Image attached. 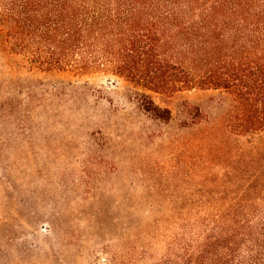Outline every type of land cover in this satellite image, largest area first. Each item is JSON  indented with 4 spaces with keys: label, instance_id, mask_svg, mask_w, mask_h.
Masks as SVG:
<instances>
[{
    "label": "trees",
    "instance_id": "trees-1",
    "mask_svg": "<svg viewBox=\"0 0 264 264\" xmlns=\"http://www.w3.org/2000/svg\"><path fill=\"white\" fill-rule=\"evenodd\" d=\"M0 31L19 74H110L157 95L224 91L236 101L225 116L228 134L264 137V0H0ZM142 108L170 120L152 100ZM261 142L246 154L264 156ZM12 168L1 165L7 226L17 218L14 201L24 209L51 193L9 187ZM229 181L87 188L77 194V264H98L102 255L107 264H264V158ZM3 235L0 264H20L3 246L31 248L12 228Z\"/></svg>",
    "mask_w": 264,
    "mask_h": 264
},
{
    "label": "rangeland",
    "instance_id": "rangeland-1",
    "mask_svg": "<svg viewBox=\"0 0 264 264\" xmlns=\"http://www.w3.org/2000/svg\"><path fill=\"white\" fill-rule=\"evenodd\" d=\"M4 39L0 31V185L4 163L13 167L9 187L51 192L24 209L14 201L13 226L0 223V242L12 228L32 250L3 246L9 256H22L20 264H77V194L87 188L230 187V178L264 158L246 154L260 141L264 148V137L228 134L225 116L236 105L230 93L157 95L110 74H19ZM148 100L170 120L146 112ZM1 204L0 187V214ZM106 260L102 255L98 264Z\"/></svg>",
    "mask_w": 264,
    "mask_h": 264
}]
</instances>
